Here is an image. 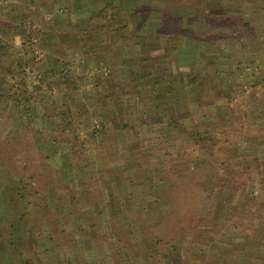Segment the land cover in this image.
<instances>
[{
  "label": "rangeland",
  "instance_id": "obj_1",
  "mask_svg": "<svg viewBox=\"0 0 264 264\" xmlns=\"http://www.w3.org/2000/svg\"><path fill=\"white\" fill-rule=\"evenodd\" d=\"M24 1L29 2L0 0V21H22L29 33L32 57L23 67L27 84L40 80L42 89L49 95L47 100L52 103L61 101L65 98L64 87L51 82L54 76L45 69L56 66L57 60L59 66L67 60L71 73L78 71L85 75L80 79L78 90L84 86L92 87V77L106 71L104 66H95L94 60L92 63L88 59L93 56L97 39L93 41L90 30L87 31L88 43L73 46L69 50L73 53L71 55L68 51H57L53 36L71 29H85L79 25L89 21L90 25L94 18L99 19L97 13L83 17L82 24L75 23V28L69 26L67 29V24L60 22L56 27L53 19L56 17L52 15L35 16L34 9ZM253 1L264 8V0ZM64 5L66 15L61 19L69 23L70 1L65 0ZM73 10L77 11L76 8ZM261 35L264 38V27ZM99 36L106 38L107 34L101 31ZM6 37L21 46V35ZM254 42V46L260 47L259 41ZM23 48L19 52H23ZM252 56L237 62L221 59L219 71L211 78L206 76L207 83L204 84L200 76L196 77L202 81L199 84L208 86V90L189 91L182 102H177L178 108L175 106V116L187 128H199L213 136V142L189 143L185 140L181 149L165 144L164 140L168 138L170 141L171 136L159 129L164 123L155 112L154 102L146 105L148 108L143 118L150 124L137 125V136L142 138L140 144L150 147V156L161 155L165 163L172 165L168 180L154 178L152 181L154 184H172L164 195L147 192V177L133 182L120 179L115 170L118 161L116 147L112 144L93 147L91 136L80 131V138L86 139L93 154L98 151L112 158L109 159L111 167L92 165L102 174L104 182L101 184L92 172H84L81 164H75L70 153L53 145L55 152L51 148L50 151L38 150L30 137L16 135L12 118L0 113V158L5 167L15 172L21 171L24 164L31 185L40 191L42 199L39 233L25 236L29 244H18L22 254L30 257V264H244L245 254L253 256L250 250L239 252L238 248L231 249L228 244L231 236L235 237V233H242L248 227L255 230L258 240L261 237L260 240L264 241V49ZM143 59L137 64H144L148 58ZM122 69L123 65L116 64L113 72L117 78L110 83L112 86L123 84ZM133 92L123 97L133 98L136 108L141 109L143 99ZM182 93L178 90L177 94ZM153 98V101H160L156 96ZM130 117L134 122L138 120L135 113ZM52 119L58 122L59 116L53 115ZM92 120L88 112L82 115L85 125ZM121 120L122 114L115 122ZM111 128L113 138L119 143L135 142L129 128ZM101 137L97 136L96 143ZM157 143L158 146L153 147ZM175 151L186 153V160L172 159ZM177 169L180 171L175 172ZM4 177L0 172V186L6 182ZM113 196L115 201L126 198L129 209L126 219L123 214L117 215L116 223L109 221L108 198L110 200ZM92 203L95 209L90 206ZM124 205L126 207V203ZM71 207H78V210L70 211ZM105 222L106 229L103 228ZM151 234L157 237L156 243H153ZM232 242H235L234 238ZM43 248L47 250V263L38 253ZM0 264H26L15 252L5 248L1 237Z\"/></svg>",
  "mask_w": 264,
  "mask_h": 264
},
{
  "label": "trees",
  "instance_id": "obj_2",
  "mask_svg": "<svg viewBox=\"0 0 264 264\" xmlns=\"http://www.w3.org/2000/svg\"><path fill=\"white\" fill-rule=\"evenodd\" d=\"M97 15L100 16V12ZM108 15L110 17L106 20V31H111L109 33L110 40L100 37L95 47L93 46V56L89 58L87 54L85 56L91 62L94 60L95 66H104L106 69L105 73L98 72L92 77V87L87 88V86H84L82 90H78L80 79L85 75L78 71L71 73L67 68V60L62 61L60 66L57 60L56 66L45 69L46 73H51L54 76L51 82L61 84L64 87L62 93L65 98L57 103L47 100L49 95L42 89L40 80L38 83L28 82L29 85L25 80L23 67L29 63L32 56L28 44L29 33L25 30L22 21H0V113L12 118L16 135L19 137L26 135L28 139L30 137L32 144L38 150L50 151L51 148L52 152H55V147H58L62 152L70 153L72 161L75 164H81L84 172H92L93 177L95 175V179H99L101 184L104 182L102 174L92 165L104 164L106 167H111L109 159L112 158L98 151L93 154L85 142L86 139L80 138V131L91 136V143L97 144L93 147L99 148L103 144H106V146L112 144L116 147L115 158L118 161L115 170L120 179L133 182L141 181L144 177H147L149 181L146 186L147 192H157L164 195L168 188L173 187L172 184H167V182L154 184L152 181L154 178L168 180L172 165L165 163V159L161 155L150 156V147L140 144L142 138L137 136V125L150 124L149 121L143 118V113L148 108L146 105L150 104L148 101L152 99V91H155L152 90L154 88L147 90L143 87L156 83L158 85L157 92L164 95L161 96L164 102H157L153 104V107L164 123V125L161 124L159 129H162L163 133H167L169 137L171 136L170 141L168 138L164 140L165 144L181 149L185 146V140L189 143L213 142L214 137L201 132L199 128H187L183 121L175 116L174 109L170 105V100H168L169 97L172 98V94H166L171 91V82H168L166 75H160L154 79H145L149 76V70L138 68L134 63L139 53V35L132 27L128 32L121 33L124 26L121 25V18L117 17L116 11L111 9ZM69 26L67 24V29ZM84 33L86 34L87 31L84 30ZM13 34H19L23 37L21 46L14 44L11 39H7L6 36ZM23 46V52H19ZM116 64L123 65L121 81L124 85L120 84L118 87L110 84L117 78L116 73L113 72ZM47 84L49 85V83ZM128 88H134L133 93L137 92L143 99L141 109L136 108L133 98L128 97L125 99L123 97L125 94H129L128 92H132V90L128 91ZM195 91L197 89L191 90V92ZM86 112L93 118L88 125H85L82 121V115ZM134 113L138 119L135 122L130 117ZM116 114H118L117 117L122 114L123 120L115 122L117 117H114ZM53 115L59 116L58 122L53 121ZM115 126L118 129L129 128L132 130L131 133L136 138L135 142H130V144L128 141L119 143L110 132L111 127L116 128ZM167 130L169 133L166 132ZM97 136L102 137L96 143ZM157 146L158 143L153 147ZM179 151H175L172 159L177 157L179 160L185 161L187 158L186 153L182 154V151L181 153ZM166 153L168 154V152ZM168 159L172 160L171 157H168ZM5 165L0 158V172L6 179L4 185L0 186V207L2 210V213H0V237L5 248L15 252L16 256L22 258L24 263L30 264V257L22 254L18 244L26 245L28 242L25 236L27 234L33 236L40 231L41 214L39 212L41 211L42 202L39 196L40 191L31 185V179L24 170V164H22L23 169L19 172L12 171V168L5 167ZM178 171L180 169L175 172ZM157 174H159V177H156ZM44 198L47 199V197ZM115 199L116 197L113 196L110 200L108 198V201L109 221L116 223L118 220L117 215L123 214L126 219L129 209L126 198H117L116 201ZM93 204L90 206L95 209ZM77 210L78 207H71L70 209L73 212ZM37 211L38 213L35 214ZM129 223L132 225V220ZM105 224L106 222L103 224L104 226L102 225L104 229H106ZM154 235L151 234L153 243H156L158 239ZM38 253L39 256L45 258L47 263V250L43 248Z\"/></svg>",
  "mask_w": 264,
  "mask_h": 264
},
{
  "label": "crops",
  "instance_id": "obj_3",
  "mask_svg": "<svg viewBox=\"0 0 264 264\" xmlns=\"http://www.w3.org/2000/svg\"><path fill=\"white\" fill-rule=\"evenodd\" d=\"M69 1L71 6L67 13L69 23L61 19V16L65 18L66 15L65 0L24 2L29 5V8L34 9L35 16L41 14L45 17L48 15L56 17L53 18L56 27L60 25L59 22L69 24L71 27L75 23L82 24L83 17L86 18L91 13L100 12L99 19L94 18L90 25V21L87 23L91 27H88L87 24H85L86 26L79 25L85 29H71L70 32L62 31L63 33L53 36L57 51L60 53L69 52L73 46L78 44L85 43L86 45L89 40L84 30H90L95 42L94 39L98 41L100 38L101 31L106 32V38L110 40L109 33L111 31H106V20L110 17L108 13L111 9L116 11L117 17L121 18V25L124 26L121 33L128 32L132 27L139 35V53L134 63L138 68L149 70V76L145 79L166 75L168 82H171V91L166 94H172V98L169 97L168 100L174 107V111H176L175 106L178 108V104L192 89H201L203 92L204 89L208 90V86H204L208 79L206 76L210 78L219 71L221 59L237 62L242 58H252L255 52L264 49V38L261 35L264 27V8H261L253 0ZM73 8H76L77 11H74ZM256 40L261 43L260 47L254 46ZM69 53L73 55L72 52ZM143 57L148 59L144 64H137V61L144 60ZM121 72L123 71L121 70ZM197 76L203 79L204 84H199L201 80L196 78ZM149 86L143 88H147V90L154 88L152 90L155 91L151 90L153 92L152 99L148 102L150 104L164 102L161 98L163 94L157 92L158 85L152 83ZM127 90L131 91L134 88ZM178 90L183 93L178 95ZM155 96L160 101H153ZM251 228L248 227L241 231L242 233H235V237L231 236V243L228 244L231 249L238 248L239 252H244L246 249L254 253L250 257L249 253L245 254L244 264H264V241L260 240L261 237H259V241L255 237V230ZM233 238L234 243L232 242ZM219 258L223 259V257Z\"/></svg>",
  "mask_w": 264,
  "mask_h": 264
}]
</instances>
